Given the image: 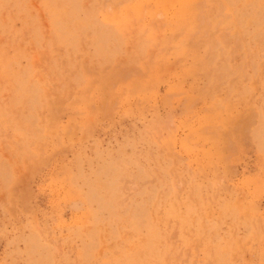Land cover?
Listing matches in <instances>:
<instances>
[{
  "label": "rangeland",
  "instance_id": "obj_1",
  "mask_svg": "<svg viewBox=\"0 0 264 264\" xmlns=\"http://www.w3.org/2000/svg\"><path fill=\"white\" fill-rule=\"evenodd\" d=\"M262 46L264 0H0V264H264Z\"/></svg>",
  "mask_w": 264,
  "mask_h": 264
},
{
  "label": "bare ground",
  "instance_id": "obj_2",
  "mask_svg": "<svg viewBox=\"0 0 264 264\" xmlns=\"http://www.w3.org/2000/svg\"><path fill=\"white\" fill-rule=\"evenodd\" d=\"M75 13V12H74ZM67 24V23H66ZM33 42V41H32ZM263 47V46H262ZM261 47V48H262ZM264 48V47H263ZM260 50V49H259ZM264 51V50H263ZM260 52V51H259ZM261 55V54H260ZM263 55H264V53H263ZM257 64H260V62L258 63V62H256ZM55 69V68H54ZM45 91V90H44ZM261 109V108H260ZM264 112V111H263ZM260 114V113H259ZM256 115V114H255ZM261 115V114H260ZM259 116V115H258ZM261 117H263V116H261ZM264 118V117H263ZM261 119L260 120V122H259V126H258V128H256V130L254 131V135H255V138L257 139L260 135H262V129H264V119ZM256 127H257V125H256ZM262 128V129H261ZM253 130V129H252ZM253 137V136H252ZM254 140V139H253ZM256 141V140H255ZM260 141H261V139H260ZM259 142V141H258ZM264 143V142H263ZM228 145V144H227ZM257 145V144H256ZM259 145V144H258ZM262 145V144H261ZM258 151V150H257ZM258 153L260 154V158H262L263 157V155H264V147H261L260 148V151H258ZM261 168V167H260ZM232 208V207H231ZM141 210V209H140ZM81 230V229H80ZM124 237V236H123ZM157 238V237H156ZM159 238V237H158ZM36 241V240H35ZM33 242V241H32ZM153 242V241H152ZM31 243V242H30ZM39 244V243H38ZM159 244V243H158ZM32 248V247H31ZM123 248V247H122ZM34 249V248H33ZM147 250V249H146ZM214 255V254H213ZM164 259V258H163ZM165 260H166V258H165ZM166 262V261H165ZM145 263V262H144ZM155 263H156V261H155ZM157 263H159V262H157ZM152 264V263H151Z\"/></svg>",
  "mask_w": 264,
  "mask_h": 264
}]
</instances>
